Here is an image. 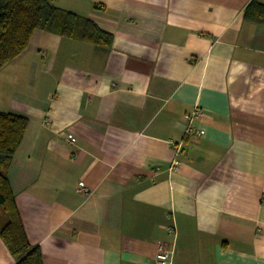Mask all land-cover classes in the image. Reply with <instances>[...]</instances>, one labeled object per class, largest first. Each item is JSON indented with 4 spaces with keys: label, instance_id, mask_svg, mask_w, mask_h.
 <instances>
[{
    "label": "crops",
    "instance_id": "crops-1",
    "mask_svg": "<svg viewBox=\"0 0 264 264\" xmlns=\"http://www.w3.org/2000/svg\"><path fill=\"white\" fill-rule=\"evenodd\" d=\"M53 4L113 40L35 32L0 71V112L28 119L8 178L44 264H158L164 243L173 264H264V22L245 18L264 0Z\"/></svg>",
    "mask_w": 264,
    "mask_h": 264
},
{
    "label": "trees",
    "instance_id": "trees-1",
    "mask_svg": "<svg viewBox=\"0 0 264 264\" xmlns=\"http://www.w3.org/2000/svg\"><path fill=\"white\" fill-rule=\"evenodd\" d=\"M245 18L263 23L264 7L250 5ZM35 32L106 50L113 40L91 19L60 9L53 0H0V71L27 49ZM27 128V118L0 112V238L16 264H44L40 248L27 240L8 178L10 164Z\"/></svg>",
    "mask_w": 264,
    "mask_h": 264
},
{
    "label": "built area",
    "instance_id": "built-area-1",
    "mask_svg": "<svg viewBox=\"0 0 264 264\" xmlns=\"http://www.w3.org/2000/svg\"><path fill=\"white\" fill-rule=\"evenodd\" d=\"M200 117H201V112L198 109H194L191 113L185 116V121L187 123L185 130L186 136L191 137V136H199L200 134H202V132L196 126V122ZM61 136L64 137L66 141L71 145L76 144V138H74L73 136H70L65 132H61ZM177 165L178 163L175 162L174 167ZM78 193L87 196L90 194V190L86 187L85 184L81 183L78 188ZM175 256H176L175 245H169L164 243V244H160L157 247L156 258L158 264H173Z\"/></svg>",
    "mask_w": 264,
    "mask_h": 264
}]
</instances>
